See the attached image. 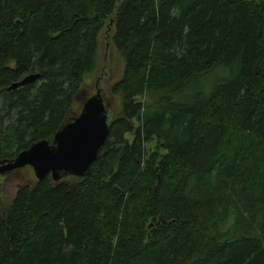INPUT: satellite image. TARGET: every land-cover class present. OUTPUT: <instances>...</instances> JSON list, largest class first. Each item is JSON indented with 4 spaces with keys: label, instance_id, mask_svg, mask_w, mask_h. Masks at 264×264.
I'll return each mask as SVG.
<instances>
[{
    "label": "trees",
    "instance_id": "obj_1",
    "mask_svg": "<svg viewBox=\"0 0 264 264\" xmlns=\"http://www.w3.org/2000/svg\"><path fill=\"white\" fill-rule=\"evenodd\" d=\"M102 35L109 136L82 179L17 185L0 264H264V0H0V162L80 112Z\"/></svg>",
    "mask_w": 264,
    "mask_h": 264
},
{
    "label": "water",
    "instance_id": "obj_2",
    "mask_svg": "<svg viewBox=\"0 0 264 264\" xmlns=\"http://www.w3.org/2000/svg\"><path fill=\"white\" fill-rule=\"evenodd\" d=\"M103 75L96 81L95 94L87 97L80 112L54 134L52 142H36L13 160L0 162V179L25 167L33 170L38 181L47 176L58 182L66 177L82 179L86 175L104 146L111 126V117L99 86ZM37 79L36 74L26 76L8 89L31 84Z\"/></svg>",
    "mask_w": 264,
    "mask_h": 264
},
{
    "label": "rangeland",
    "instance_id": "obj_3",
    "mask_svg": "<svg viewBox=\"0 0 264 264\" xmlns=\"http://www.w3.org/2000/svg\"><path fill=\"white\" fill-rule=\"evenodd\" d=\"M108 40L105 41L103 35L100 37L97 67L93 73L85 77L83 93L87 97L95 94L96 81L101 74H104V77L99 81V86L104 95V103L107 105L108 113L110 117H113L120 111L121 102L119 96H114L110 93V88L120 79L124 65L110 43V39ZM225 74L222 70L216 71L211 75L210 80L213 82L214 80L225 77ZM127 138L131 140L128 135ZM34 179L33 170L30 167H25L6 178L0 179V206L5 207L13 199L18 184Z\"/></svg>",
    "mask_w": 264,
    "mask_h": 264
}]
</instances>
